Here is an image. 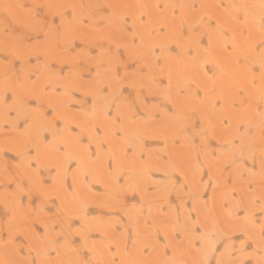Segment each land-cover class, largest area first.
<instances>
[{
	"label": "rangeland",
	"instance_id": "rangeland-1",
	"mask_svg": "<svg viewBox=\"0 0 264 264\" xmlns=\"http://www.w3.org/2000/svg\"><path fill=\"white\" fill-rule=\"evenodd\" d=\"M0 264H264V0H0Z\"/></svg>",
	"mask_w": 264,
	"mask_h": 264
}]
</instances>
